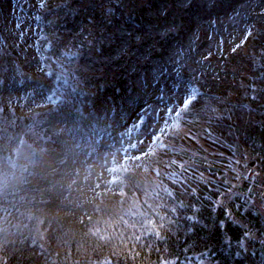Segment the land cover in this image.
<instances>
[{
	"label": "trees",
	"instance_id": "1",
	"mask_svg": "<svg viewBox=\"0 0 264 264\" xmlns=\"http://www.w3.org/2000/svg\"><path fill=\"white\" fill-rule=\"evenodd\" d=\"M28 1L0 0L15 73L0 75V128L13 131L0 183L19 180L0 196V264H264V0ZM8 4L39 36V71L16 52ZM233 9L251 22L245 38L198 58L206 19ZM178 98L179 114L165 103ZM161 113L169 126L145 143ZM250 161L258 172L243 178Z\"/></svg>",
	"mask_w": 264,
	"mask_h": 264
},
{
	"label": "rangeland",
	"instance_id": "2",
	"mask_svg": "<svg viewBox=\"0 0 264 264\" xmlns=\"http://www.w3.org/2000/svg\"><path fill=\"white\" fill-rule=\"evenodd\" d=\"M20 1V0H18ZM36 0H29L28 1V6L26 8H24V10H28V11H32L34 10L33 7L36 8ZM188 1H184L181 3V5H187ZM18 5V3H17ZM241 5L238 4L236 6H233L235 8L239 7ZM19 6V5H18ZM244 6L246 7L245 11H249L252 8H254L256 5L253 3H246L244 4ZM8 8H12V13H11V24L13 27V32L12 35L15 39H18V41L15 43V47H16V52L18 51V49H21V53L22 56H20L21 58L26 59V63H28L29 65V69L31 68L32 70H37L39 71V61H38V57L40 56L39 51L37 50V47L35 46V42H39V36L37 35L36 32L33 31V26L29 23V21L27 19H25L24 17H19V21L18 23H14L13 19H15L16 17H18L19 14V9L16 10L17 7L13 8V5H9L8 4ZM23 12V11H22ZM239 12L237 9H233L231 11H229L228 13H226V15L224 17H219L217 19H214L212 16L208 17L206 19L207 21V25L204 24L203 30L207 33V38L209 41L210 46H207L205 48H203L202 50H199L197 57L200 58L201 56L205 55L208 51H214V52H218L220 50V46L221 44L224 42L228 47H230L232 44L234 45L236 42V45L238 43H240L245 37V35L248 32V27H251V22L249 20H247L246 18H244L242 15H239ZM24 14V12H23ZM239 15V16H238ZM23 33L24 36H23ZM26 34H27V38H26ZM201 32L197 31V33L194 34L193 39L196 40H201L200 38ZM23 36V38H22ZM81 36L83 37V34H81ZM247 37V36H246ZM67 41V36L65 38ZM93 41V40H92ZM235 42V43H234ZM91 43V42H89ZM42 49V46L41 48ZM219 49V50H218ZM218 50V51H217ZM28 54H27V53ZM8 52L3 53L0 55V75H4L3 73H8V78L11 79V77L13 75H15V73L11 70H9V64H7L10 60L12 54L7 55ZM17 54H19V52H17ZM206 56V55H205ZM209 60L208 58L206 59V61ZM212 62V60H210ZM10 63V62H9ZM214 63V62H212ZM172 65V61L171 64ZM172 69L174 68V66H171ZM22 69V67H17L15 69L16 72H19ZM46 70H51L52 71V67L50 64H48L46 66ZM211 71H215L214 66H211ZM45 75L46 72L44 70ZM47 76V75H46ZM48 77V76H47ZM1 94H3V92L0 89V96ZM170 94H174V91L172 90ZM6 97H12L16 102L20 103V104H25L29 107H34L36 105L41 104V102H45L47 101V98L44 96H41L39 94L35 95V94H30L28 92H24L22 94H18L17 96H15L12 91L7 90V95ZM48 100H50L48 98ZM190 100H194L193 98H191ZM168 105L170 103L172 104V109L173 111H175V109H177V114H179V108L181 105V103L184 104V99L183 98H178V99H169V101L165 102ZM56 104V101L54 102L53 105ZM165 105L163 104H158L156 103L155 109L158 110H163L165 109ZM167 109V108H166ZM30 109L28 107L25 108V112L26 114L24 115L23 119L25 120L26 117H30L32 122L30 124H26L28 127H32V126H40L43 122L39 121V117L42 115L40 113L39 110H34V112L32 114L29 113ZM165 115H163V113H161V115L153 122H151L150 126L145 129V131H143L142 133V138H144L145 143L148 142L150 145L154 146L155 143V137L156 135L159 133V129L164 126V127H168L169 124L165 121ZM167 120V119H166ZM161 123H165V124H161ZM35 124V125H34ZM144 124H146V121L144 120ZM143 125V124H142ZM151 126H153V128H151ZM128 125H126L125 130H127ZM34 128V127H33ZM38 134V133H35ZM4 135L5 137H7V143L11 142V139L13 137V131H12V125L11 124H7L6 127H1L0 128V136ZM161 136V135H160ZM165 144L162 143L161 145V149H165L164 148ZM157 147V146H156ZM28 148L25 144H22L19 148L16 149V154L21 155L22 152L26 151ZM179 156V151L176 152V148H175V157L177 158ZM171 158V157H170ZM11 166V169H15L17 168V165L14 164V161L11 162L9 164ZM6 169V168H4ZM239 172H240V176L243 178H249V179H253L255 177V175L258 172V169L255 166V162L254 161H250L248 163L245 164H241L238 166ZM87 174L84 176L83 178L86 177L88 179H91L92 182H94L95 180V175L93 172V169L87 167ZM92 173H91V172ZM20 173V172H18ZM1 175V174H0ZM18 176L15 175L12 178H17ZM19 180L15 179L13 182V184H11V188L8 191V188H4L3 183H0V196L1 195H8V193L10 194V191L12 189V185L16 184ZM261 207L264 209V201L261 202ZM11 243V241H10ZM9 243V245H10ZM175 261H177L176 259H171L168 261H164L162 262V264H174Z\"/></svg>",
	"mask_w": 264,
	"mask_h": 264
},
{
	"label": "water",
	"instance_id": "3",
	"mask_svg": "<svg viewBox=\"0 0 264 264\" xmlns=\"http://www.w3.org/2000/svg\"><path fill=\"white\" fill-rule=\"evenodd\" d=\"M32 122L31 118L30 117H26L25 118V123L28 125Z\"/></svg>",
	"mask_w": 264,
	"mask_h": 264
}]
</instances>
